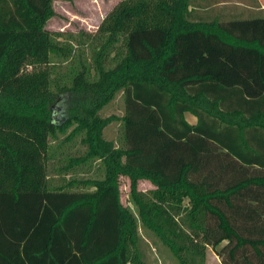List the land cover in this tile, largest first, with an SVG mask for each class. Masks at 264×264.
<instances>
[{"label":"trees","instance_id":"1","mask_svg":"<svg viewBox=\"0 0 264 264\" xmlns=\"http://www.w3.org/2000/svg\"><path fill=\"white\" fill-rule=\"evenodd\" d=\"M196 1L117 0L84 30L95 76L82 64L53 92L6 82L52 48V0H0V264H147L136 216L177 264H203L208 246L220 264H264V15L201 18ZM119 90L122 113L99 115ZM116 119L117 143L102 134ZM68 126L85 150L66 165L103 172L52 185L47 137Z\"/></svg>","mask_w":264,"mask_h":264},{"label":"rangeland","instance_id":"2","mask_svg":"<svg viewBox=\"0 0 264 264\" xmlns=\"http://www.w3.org/2000/svg\"><path fill=\"white\" fill-rule=\"evenodd\" d=\"M117 0H52L54 13L46 20L45 26L50 30L52 48L42 52L38 60L30 63H22L17 72L6 81L11 86H20L28 80L46 83L53 92L70 84L72 74L83 64L88 68V78L95 76L92 68V60L98 48V40L93 36H87L85 31H93L104 13ZM197 0L196 2H200ZM207 6L191 5V11L196 12L201 18H209L214 15L227 17L229 15H264V0H208ZM114 50H108L103 62L104 67H110L116 55ZM65 102H60V107ZM123 110L121 91L105 103L98 111L104 116L110 113L120 115ZM71 126L64 129H56L47 137L48 166L47 175L50 184L59 185L69 179L98 178L101 177L103 166L99 159L90 158L84 162L66 165L68 158L82 154L85 150L80 142L81 133H76L70 138L67 134ZM105 138L118 142L120 137V120L110 121L102 131ZM125 175H119V197L123 204L127 205L135 214V206L128 195V180ZM136 186L144 194L149 193L152 184L137 180ZM72 189L91 188L75 184ZM138 230V246L142 258L147 264H177L170 250L161 243L159 238L149 229L142 226L136 216ZM203 264H220L214 251L208 246Z\"/></svg>","mask_w":264,"mask_h":264},{"label":"crops","instance_id":"3","mask_svg":"<svg viewBox=\"0 0 264 264\" xmlns=\"http://www.w3.org/2000/svg\"><path fill=\"white\" fill-rule=\"evenodd\" d=\"M260 7H261V8H264L263 5H260ZM192 13H195V12L192 11ZM183 116H184V118H185L189 123H194V122L196 121V117H195V115L192 114V113L189 112V111H184ZM126 179L128 180V178H126ZM139 180H144V181H147V182L150 183L149 180L144 179V178L138 179V181H139ZM152 187H153V185H152Z\"/></svg>","mask_w":264,"mask_h":264}]
</instances>
